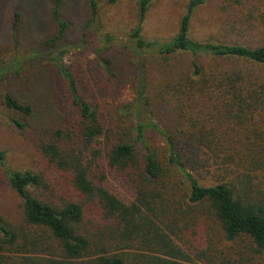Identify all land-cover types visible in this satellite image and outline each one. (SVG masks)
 <instances>
[{
    "label": "trees",
    "instance_id": "trees-1",
    "mask_svg": "<svg viewBox=\"0 0 264 264\" xmlns=\"http://www.w3.org/2000/svg\"><path fill=\"white\" fill-rule=\"evenodd\" d=\"M206 1L188 0L174 35L147 41L151 0H137L129 44L146 51L149 68L143 59L132 102L109 110L83 95L62 63L68 49L55 46L69 30L65 3L48 0L55 33L39 44L48 53L35 56L56 70L73 116L44 112L24 82L12 90L20 61L0 67L10 122L18 130L34 126L36 151L59 178L52 186L44 174L10 171L0 151L28 227L13 229L0 216V252L32 256L10 264H264V47L192 37L193 16ZM98 2L85 0V48L102 30ZM224 3L244 27L264 26V0ZM102 62L112 74L110 61ZM148 133L162 141V153Z\"/></svg>",
    "mask_w": 264,
    "mask_h": 264
},
{
    "label": "rangeland",
    "instance_id": "rangeland-1",
    "mask_svg": "<svg viewBox=\"0 0 264 264\" xmlns=\"http://www.w3.org/2000/svg\"><path fill=\"white\" fill-rule=\"evenodd\" d=\"M101 33H109L114 39L104 42L103 37H88L85 48L81 43L82 28L87 21L85 0H64V15L69 30L63 41L55 48L68 49L62 59L65 66L72 68L79 91L92 101L109 110H117L128 105L136 97L138 81L141 78V62L150 56L146 51L138 53L129 44L131 30L137 25V0H98ZM188 0H151L150 8L143 21L142 34L145 40H167L177 30V20ZM224 0H207L194 14L191 35L199 41L242 44L248 47H264V26L254 28L239 24L237 16L229 8L223 9ZM48 0H0V67H12L17 59L21 62L20 79L12 78V90L17 84L28 91L44 112L53 118H71V110L64 84L56 70L41 57L48 50L39 46L54 36L55 25L49 16ZM18 16V42L15 47L11 27L12 15ZM227 21L230 30L227 29ZM54 48L51 50L53 51ZM99 50L98 54L95 53ZM34 53V54H33ZM110 61L111 73L106 75L102 60ZM208 69V63L200 59ZM155 72L157 71L154 69ZM144 71V69H143ZM152 71V70H150ZM157 73V72H156ZM158 74V73H157ZM158 77L160 76L157 75ZM152 78V76H150ZM20 82V83H21ZM5 82L0 83V151L5 153L4 162L10 171H31L44 174L47 183L55 186L54 172L48 171L34 146L32 132L34 126L24 130L16 129L10 122L11 113L2 105ZM11 85V84H10ZM21 120L20 117L15 116ZM132 120V117H131ZM29 124V123H28ZM146 139L155 150L162 153V141L151 134ZM55 183V185H54ZM0 216L13 229L28 230L23 220L22 200L9 187L6 174L0 166ZM32 257L29 255H23ZM9 252H0V264H10L12 258H20ZM42 257V256H39Z\"/></svg>",
    "mask_w": 264,
    "mask_h": 264
}]
</instances>
